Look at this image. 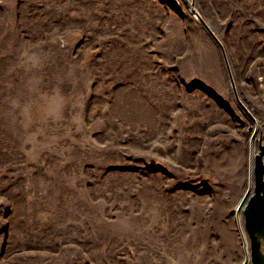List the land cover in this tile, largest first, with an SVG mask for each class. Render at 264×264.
<instances>
[{
  "label": "rangeland",
  "instance_id": "obj_1",
  "mask_svg": "<svg viewBox=\"0 0 264 264\" xmlns=\"http://www.w3.org/2000/svg\"><path fill=\"white\" fill-rule=\"evenodd\" d=\"M195 1L251 116L182 3L0 0V264H249L264 0Z\"/></svg>",
  "mask_w": 264,
  "mask_h": 264
},
{
  "label": "water",
  "instance_id": "obj_2",
  "mask_svg": "<svg viewBox=\"0 0 264 264\" xmlns=\"http://www.w3.org/2000/svg\"><path fill=\"white\" fill-rule=\"evenodd\" d=\"M171 2L177 9L180 8V4L182 3L186 9L184 14L188 20L201 24L216 42L221 51L232 92L237 102L251 116L250 112L239 100L225 48L202 18L196 7V1L171 0ZM250 131H252V128H250ZM253 140L256 142L257 152L253 158L251 155L249 186L246 195L239 205V209L242 210L244 227L249 238V264H264V136L261 130L256 129L254 131L252 135Z\"/></svg>",
  "mask_w": 264,
  "mask_h": 264
},
{
  "label": "bare ground",
  "instance_id": "obj_3",
  "mask_svg": "<svg viewBox=\"0 0 264 264\" xmlns=\"http://www.w3.org/2000/svg\"><path fill=\"white\" fill-rule=\"evenodd\" d=\"M252 150H253V154H252V158H253L254 157V153L257 150L255 140H253V142H252Z\"/></svg>",
  "mask_w": 264,
  "mask_h": 264
}]
</instances>
